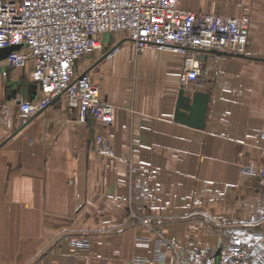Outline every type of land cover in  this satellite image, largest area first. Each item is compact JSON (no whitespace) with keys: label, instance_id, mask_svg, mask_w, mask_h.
I'll list each match as a JSON object with an SVG mask.
<instances>
[{"label":"crops","instance_id":"0c3cea01","mask_svg":"<svg viewBox=\"0 0 264 264\" xmlns=\"http://www.w3.org/2000/svg\"><path fill=\"white\" fill-rule=\"evenodd\" d=\"M179 6L250 18L245 57L209 59L186 88L210 95L203 129L175 119L180 53L107 36L117 48L82 73L113 105L110 126L64 99L23 113L17 96H40L33 65L2 59L0 264H133L162 238L214 256L264 236V0Z\"/></svg>","mask_w":264,"mask_h":264},{"label":"built area","instance_id":"2783aa9c","mask_svg":"<svg viewBox=\"0 0 264 264\" xmlns=\"http://www.w3.org/2000/svg\"><path fill=\"white\" fill-rule=\"evenodd\" d=\"M249 27L246 15L184 9L179 0H0V62L4 49L19 47L5 57L8 67L33 65L31 77L40 96L34 101L17 96L23 113L64 99L78 110L81 123L91 118L110 126L113 105L101 98L87 74L81 78L84 73L75 72L79 60L102 50L105 34H121L138 52L156 47L180 53V84L186 89L203 77L206 61L218 58L212 51L244 54ZM259 173L264 177V168ZM254 236L253 242L229 244L214 256L194 244L182 249L162 238L152 258H137L133 264H264V236Z\"/></svg>","mask_w":264,"mask_h":264},{"label":"water","instance_id":"95a60500","mask_svg":"<svg viewBox=\"0 0 264 264\" xmlns=\"http://www.w3.org/2000/svg\"><path fill=\"white\" fill-rule=\"evenodd\" d=\"M17 48L19 47L4 49L2 51V58L6 57L13 49ZM116 48L117 46L113 47V49H110L103 55V57H101V59L107 57ZM212 53H215L219 56L245 57L244 54L222 53L218 51H212ZM86 73L87 72L81 75V78H83ZM209 100L210 95L207 92L197 91L190 98V96L187 94L186 89L181 88L177 110L175 113V119L185 125L203 129L205 126Z\"/></svg>","mask_w":264,"mask_h":264},{"label":"rangeland","instance_id":"374dc122","mask_svg":"<svg viewBox=\"0 0 264 264\" xmlns=\"http://www.w3.org/2000/svg\"><path fill=\"white\" fill-rule=\"evenodd\" d=\"M110 35V37H115V38H120L121 39V34H119V33H112V34H105L104 36H103V48H102V50L101 51H98V52H96V53H94V54H91V55H88V56H86V57H84L83 59H81V60H79L76 64H75V72L77 73V74H80V73H82L83 71H85L84 69L87 67V66H89V65H91L95 60H98L99 58H98V56L101 58V55H104L105 53H107L110 49H113V47L112 48H110L111 47V45L114 43V42H111V41H109L108 39H106L107 38V36H109ZM122 40V39H121ZM122 41H124V40H122ZM116 44V43H115ZM115 47V46H114ZM110 48V49H109ZM103 57V56H102ZM83 60V61H82ZM80 61H82L83 63H80ZM93 71V69L92 70H90V71H87V75H88V77L90 78V80L94 83V81L92 80V77H91V72ZM80 72V73H79Z\"/></svg>","mask_w":264,"mask_h":264}]
</instances>
